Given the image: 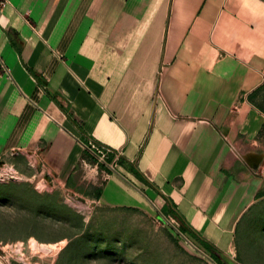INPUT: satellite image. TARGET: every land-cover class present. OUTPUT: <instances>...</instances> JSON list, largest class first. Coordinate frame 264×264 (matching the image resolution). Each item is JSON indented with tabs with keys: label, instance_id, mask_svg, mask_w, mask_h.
<instances>
[{
	"label": "crops",
	"instance_id": "0c3cea01",
	"mask_svg": "<svg viewBox=\"0 0 264 264\" xmlns=\"http://www.w3.org/2000/svg\"><path fill=\"white\" fill-rule=\"evenodd\" d=\"M263 90V0L0 8V160L27 155L86 201L150 204L222 257L264 196ZM90 141L119 151L113 170Z\"/></svg>",
	"mask_w": 264,
	"mask_h": 264
},
{
	"label": "rangeland",
	"instance_id": "374dc122",
	"mask_svg": "<svg viewBox=\"0 0 264 264\" xmlns=\"http://www.w3.org/2000/svg\"><path fill=\"white\" fill-rule=\"evenodd\" d=\"M260 95L264 107V90ZM156 215L150 204L135 209L86 201L27 155L0 160V259L6 264H217ZM31 241L51 247L31 251ZM220 256L225 264H264V196L241 216L230 252Z\"/></svg>",
	"mask_w": 264,
	"mask_h": 264
},
{
	"label": "built area",
	"instance_id": "2783aa9c",
	"mask_svg": "<svg viewBox=\"0 0 264 264\" xmlns=\"http://www.w3.org/2000/svg\"><path fill=\"white\" fill-rule=\"evenodd\" d=\"M4 0H0V8L3 5ZM88 149L96 156L103 164L113 170V166L111 163L106 162L105 158L109 156H113V160L115 161L120 154L119 151H116L110 147L105 145L97 144L94 141H90L88 144ZM167 220V219H166Z\"/></svg>",
	"mask_w": 264,
	"mask_h": 264
},
{
	"label": "trees",
	"instance_id": "16d2710c",
	"mask_svg": "<svg viewBox=\"0 0 264 264\" xmlns=\"http://www.w3.org/2000/svg\"><path fill=\"white\" fill-rule=\"evenodd\" d=\"M177 230L181 234H183L184 232L182 229H179V228ZM198 246L201 247L206 253H208L211 256V258L215 260L217 264H225V262L222 260L220 256V253H218L214 247H212L211 245L203 241H200V245L198 244Z\"/></svg>",
	"mask_w": 264,
	"mask_h": 264
},
{
	"label": "bare ground",
	"instance_id": "6f19581e",
	"mask_svg": "<svg viewBox=\"0 0 264 264\" xmlns=\"http://www.w3.org/2000/svg\"><path fill=\"white\" fill-rule=\"evenodd\" d=\"M29 246H30V250L31 251H36L38 253H41V252L44 253V251H47L51 247L49 244L38 243V242H35V241H31Z\"/></svg>",
	"mask_w": 264,
	"mask_h": 264
},
{
	"label": "water",
	"instance_id": "95a60500",
	"mask_svg": "<svg viewBox=\"0 0 264 264\" xmlns=\"http://www.w3.org/2000/svg\"><path fill=\"white\" fill-rule=\"evenodd\" d=\"M175 230L180 234V235H182L176 228H175Z\"/></svg>",
	"mask_w": 264,
	"mask_h": 264
}]
</instances>
